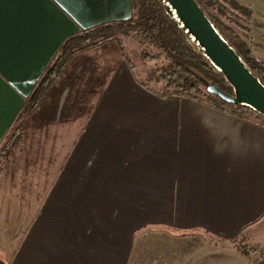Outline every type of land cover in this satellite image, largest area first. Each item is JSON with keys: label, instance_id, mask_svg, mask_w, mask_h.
<instances>
[{"label": "crops", "instance_id": "1", "mask_svg": "<svg viewBox=\"0 0 264 264\" xmlns=\"http://www.w3.org/2000/svg\"><path fill=\"white\" fill-rule=\"evenodd\" d=\"M99 51L71 58L61 101L108 60ZM114 67L103 88L109 71L89 73L87 110L57 104L48 131L12 148L7 133L0 264H250L264 246V116L160 97Z\"/></svg>", "mask_w": 264, "mask_h": 264}, {"label": "water", "instance_id": "2", "mask_svg": "<svg viewBox=\"0 0 264 264\" xmlns=\"http://www.w3.org/2000/svg\"><path fill=\"white\" fill-rule=\"evenodd\" d=\"M233 87L207 91L264 116V83L197 0H160ZM0 8V145L66 40L108 22L130 21L131 0H5ZM175 12V13H174Z\"/></svg>", "mask_w": 264, "mask_h": 264}, {"label": "trees", "instance_id": "3", "mask_svg": "<svg viewBox=\"0 0 264 264\" xmlns=\"http://www.w3.org/2000/svg\"><path fill=\"white\" fill-rule=\"evenodd\" d=\"M131 1L133 8L132 20L108 22L89 30H82L66 40L58 55L48 66L32 95L26 99V104L16 118L15 123L20 118L26 119L33 111H37L38 113L49 102L51 88L58 78H63L61 80L65 79L64 69L74 55L87 47L102 42L104 39L117 37L119 33L129 34L133 31H137L142 35L147 34L151 43L161 51V53L153 55L146 52L141 53L140 58L143 62L158 61L160 56H165L166 58V62L162 66L151 67L149 70H146L147 78L145 80H141V76L137 73L135 75L134 72L136 80L149 91L161 97L180 96L192 98L239 117L246 118L254 112L256 115L263 116L247 105L228 103L219 96L207 91V82H210L215 83L229 93H233L232 87L227 84L223 74L185 33L165 3L160 0ZM197 1L207 14L209 13L207 12L208 10L212 12L210 8L215 5L211 4L212 0ZM209 17L219 29L217 19ZM221 33L223 34V32ZM225 38L236 47L252 71L264 83V63L255 58L251 49L248 48V45L244 41H240L239 39V41L231 42L227 36ZM152 80L160 84L162 86L161 89L157 91L152 88L149 85V81ZM15 123L8 133L10 135L9 144L11 148L17 145L19 142L17 140L18 136L23 130L22 124L15 126ZM2 147L5 148L6 144L2 145ZM241 249L248 255L252 254V251H248L244 247ZM260 264H264V260Z\"/></svg>", "mask_w": 264, "mask_h": 264}, {"label": "rangeland", "instance_id": "4", "mask_svg": "<svg viewBox=\"0 0 264 264\" xmlns=\"http://www.w3.org/2000/svg\"><path fill=\"white\" fill-rule=\"evenodd\" d=\"M211 4H215L211 6L212 8H210L212 12H210L209 10L207 12H209L208 14L209 16H211V18L217 19L216 21L217 24L219 25L218 26L219 30L223 32V34L227 36V38H229L231 42L239 41V39L240 41H244L248 45V48L251 49L255 58L258 61L264 63V15L263 12L260 10V6H259L260 3L257 5L256 0H212ZM237 48L239 47L237 46ZM96 49H100V51L97 54H94V57L95 56L98 57L99 55L104 57L105 54H107L105 57H107L108 60L95 66L96 68L99 69L95 70L94 67H91V70L89 72H88L89 68L83 69L81 74L86 71L84 78L81 77L80 75L79 77H81L82 79L80 80L78 79L75 84L73 82L74 85H71L70 87L72 90L71 92L72 95H70L71 97H67L64 100L62 99L63 101H61V97L65 89L64 85H66V83L64 81H63L64 83L63 82L57 83V81L60 79L58 78L54 83L53 88L49 92L50 95L49 102L45 104L42 110L38 111V113L37 111H33L32 114H30L26 119L20 118L18 121H16L15 126H19L22 124L21 126L23 127V130L21 131L17 140H19L22 137L24 139V135L29 133L48 131L47 128H49L51 124L49 121H51V117H53L56 113L55 112L56 109H54V107H57V104H59V107H61L60 105L65 101L64 104L62 105L65 114L68 112V109L71 110L73 109L76 112H78L80 109L85 110V108L89 104H87V106L84 108L78 107V105L79 106L81 104L83 105L82 100L87 95L86 90L89 89L88 88L89 82L91 84V80L93 78L92 76L93 73L89 74L91 71L92 72L109 71V69L112 66L114 67L115 65V67H117V65L120 62H124V64H126L130 68L133 74L135 72V75L137 73L138 75L141 76V80H145L147 78L146 70H149V68L151 67H160L166 62L165 56H160L159 60L155 62H150V63L143 62V60L140 58L141 53L146 52L150 55H153V54L161 53V51L160 49L155 47L154 44L151 43L149 36L147 34L142 35L139 34L137 31L130 32L129 34L119 33L117 37L104 39L102 40V42L94 46L87 47L86 49L80 51V53H77L76 55L81 53H88V52L93 53ZM70 60L67 63V65H69L67 70L74 73L75 68H73L74 65H72L74 61L72 59ZM76 60H78V58ZM109 73L110 71L108 72L106 77L103 78L101 88L107 85L111 77L110 75H112ZM73 76H71L70 78L72 79ZM227 84L230 87H232L228 82ZM149 85H151L152 88L156 89L157 91L162 87L160 84H158L153 80L149 81ZM85 113L86 111L83 112V114ZM83 114L80 113L79 115L83 116ZM70 115L71 113L68 115L69 118ZM42 125L43 126L48 125V126L42 127ZM65 127L63 122H61L58 126L59 132L63 130H67V127L66 128ZM69 130L74 133V132H78L80 128L78 127L77 124L75 126L70 125ZM20 143L24 144L25 141L22 140L20 141ZM4 144H6V141ZM1 148L2 145L0 146V150ZM11 162H6V163L11 164ZM1 164L5 165L3 164L0 153V165ZM10 170H12V165L11 168L10 166H8V168L6 169L7 173L10 174ZM263 247L258 249L253 254L252 262L254 260L257 262V264H260L264 260ZM252 262L250 264L254 263Z\"/></svg>", "mask_w": 264, "mask_h": 264}, {"label": "flooded vegetation", "instance_id": "5", "mask_svg": "<svg viewBox=\"0 0 264 264\" xmlns=\"http://www.w3.org/2000/svg\"><path fill=\"white\" fill-rule=\"evenodd\" d=\"M61 48H62V47H61ZM61 48L59 49V51L61 50ZM59 51L56 53V56L58 55ZM56 56H55V57H56ZM55 57H54V59H55ZM54 59H53V60H54ZM53 60H52V61H53ZM50 64H51V63H50ZM50 64H49V65H50ZM46 70H47V69H46ZM17 117H18V116H17ZM14 123H15V121H14ZM14 123H13V124H14ZM13 124H12V126H13ZM12 126H11V127H12ZM8 133H9V131H8ZM5 137H6V136H5Z\"/></svg>", "mask_w": 264, "mask_h": 264}, {"label": "built area", "instance_id": "6", "mask_svg": "<svg viewBox=\"0 0 264 264\" xmlns=\"http://www.w3.org/2000/svg\"><path fill=\"white\" fill-rule=\"evenodd\" d=\"M173 15H174V14H173ZM253 262H254V263H253ZM253 262H252L253 264H257V262H256V261H254V260H253Z\"/></svg>", "mask_w": 264, "mask_h": 264}, {"label": "bare ground", "instance_id": "7", "mask_svg": "<svg viewBox=\"0 0 264 264\" xmlns=\"http://www.w3.org/2000/svg\"><path fill=\"white\" fill-rule=\"evenodd\" d=\"M166 5H168V4H166ZM169 6V5H168ZM175 13V12H174ZM174 16H176V15H174ZM175 18V17H174ZM177 18V17H176ZM194 43L196 44V42L194 41Z\"/></svg>", "mask_w": 264, "mask_h": 264}]
</instances>
